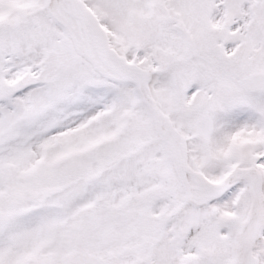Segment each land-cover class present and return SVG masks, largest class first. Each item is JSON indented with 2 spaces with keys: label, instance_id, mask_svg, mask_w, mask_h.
I'll list each match as a JSON object with an SVG mask.
<instances>
[{
  "label": "snow or ice",
  "instance_id": "6c2138e0",
  "mask_svg": "<svg viewBox=\"0 0 264 264\" xmlns=\"http://www.w3.org/2000/svg\"><path fill=\"white\" fill-rule=\"evenodd\" d=\"M0 264H264V0H0Z\"/></svg>",
  "mask_w": 264,
  "mask_h": 264
}]
</instances>
